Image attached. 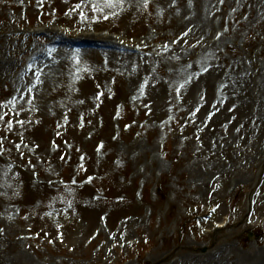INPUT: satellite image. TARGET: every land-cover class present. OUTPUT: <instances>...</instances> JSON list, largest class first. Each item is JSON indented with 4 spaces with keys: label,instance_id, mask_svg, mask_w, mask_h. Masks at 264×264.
<instances>
[{
    "label": "rangeland",
    "instance_id": "374dc122",
    "mask_svg": "<svg viewBox=\"0 0 264 264\" xmlns=\"http://www.w3.org/2000/svg\"><path fill=\"white\" fill-rule=\"evenodd\" d=\"M210 1L0 0V264H264V0Z\"/></svg>",
    "mask_w": 264,
    "mask_h": 264
},
{
    "label": "bare ground",
    "instance_id": "6f19581e",
    "mask_svg": "<svg viewBox=\"0 0 264 264\" xmlns=\"http://www.w3.org/2000/svg\"><path fill=\"white\" fill-rule=\"evenodd\" d=\"M203 1V5H204V8L206 7V5H210V0H202ZM206 3V4H204ZM204 10H202V8L200 10H198V13L195 12V14L190 18L192 21H194V23H192V25L190 26L189 28V32L187 35H182L180 37V40H184L186 37L189 36L190 33H192L194 31V33H197L198 32V36H202L205 32V30H208L210 29L211 27V21H210V16L207 14V8L205 10V12H203ZM199 15V17H198ZM185 22V21H184ZM184 22H181V23H177V26H180L182 25ZM86 32V31H85ZM44 33L48 34L49 37H50V45L53 44L54 41H56L58 38H59V34L54 31L53 28H50L48 30H45ZM83 36H86V37H82L84 38L87 43H91V44H95V42L92 41V39H96L98 40L99 42H96V44L98 45H101V46H106V45H109L111 43H113L111 41V39L107 38V37H104V36H101L99 35V37H90L89 35H86V33L83 34ZM95 41V40H94ZM210 45V44H209ZM114 47H117L116 45H114ZM33 48H29L28 51L30 52V55L33 54ZM118 48L113 49V50H105L103 53L108 57L109 60H113V56H121V57H126L124 54H120L118 51ZM127 50L124 48L122 52H126ZM43 54H41L40 52H36L30 59L29 63L30 65H28L27 63V67L31 68V70L33 69V67L35 69H37V67H41L44 66L40 63V61H42V59L44 58V56H42ZM40 56H42L41 59H38ZM202 56L204 57V52L202 54ZM133 57V56H131ZM25 64V65H26ZM7 62L4 61L2 63V67L4 69H8L7 67ZM39 70V69H38ZM37 70V71H38ZM57 205H52V208H56ZM219 226H222V224H220ZM214 256V255H213Z\"/></svg>",
    "mask_w": 264,
    "mask_h": 264
},
{
    "label": "snow or ice",
    "instance_id": "6c2138e0",
    "mask_svg": "<svg viewBox=\"0 0 264 264\" xmlns=\"http://www.w3.org/2000/svg\"><path fill=\"white\" fill-rule=\"evenodd\" d=\"M114 5H113V3H111V2H107L106 4H105V7H113ZM93 10H98L97 8H94ZM105 19H107V17H105Z\"/></svg>",
    "mask_w": 264,
    "mask_h": 264
}]
</instances>
